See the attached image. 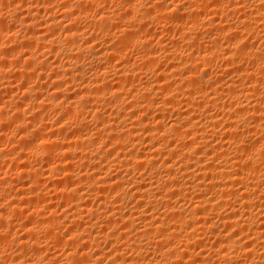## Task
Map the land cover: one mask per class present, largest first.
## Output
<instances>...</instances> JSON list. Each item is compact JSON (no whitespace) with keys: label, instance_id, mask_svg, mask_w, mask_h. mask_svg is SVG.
I'll list each match as a JSON object with an SVG mask.
<instances>
[{"label":"bare ground","instance_id":"obj_1","mask_svg":"<svg viewBox=\"0 0 264 264\" xmlns=\"http://www.w3.org/2000/svg\"><path fill=\"white\" fill-rule=\"evenodd\" d=\"M61 1L60 14L54 12L53 15L49 14V18H44L45 20L40 22L38 19L44 12L52 13L50 8L52 0H30V3L27 0H8L12 6L13 4L19 5L27 17L25 16V19L15 17L14 20H11V22H18L24 31L19 44H17V39L16 45L13 44L14 49L11 50L10 45H8L14 41V38L11 40L13 36L8 34L3 39L5 41L0 40V72L3 71L2 69H6V64L10 63L14 54L16 55L14 52L18 47L22 49L19 54L24 60L25 67L17 70V73L19 78L25 82L33 78L35 58L38 59V56L34 58V49L31 51L32 47L46 48L48 50L46 52L52 54L54 52L61 53V56L67 58H65L67 65H56L53 62L54 64H40L42 66H39L42 69L48 68L55 72L56 80L54 79V82L56 81L58 84L55 85V93L53 91V95L49 97L46 94L47 98L42 99V97V100L38 101L39 95L36 94L38 97L32 99L29 94L32 89L28 88L29 86H23L25 84L21 83L23 87H26L25 90H22L25 95H22L26 96L27 100H33V105L41 108L40 110L51 109V112L55 110L54 112H61L60 114H63L64 117L68 116V119L70 114L72 116L74 114L78 116L79 114L81 116L89 114L93 124L100 126L95 134L92 132V134H84L78 131L84 126L81 123L72 125V121L68 120L67 123L63 121L58 126L60 128L58 136L52 137L53 135H48L45 131L44 134L47 135L45 136L47 138L30 136L32 139L29 138L30 140L28 139L27 142L19 143L21 144L19 147L23 149L22 152H27L26 155L40 152L43 156L47 154L49 157V152H51L50 156L55 152L54 154L60 158V163L56 164L57 168L53 171L50 170L51 166L49 171L47 169H35L32 172V170L22 168L18 174L22 178L24 175H29L35 182L40 181L39 178L52 183L56 182L53 185L61 193L59 195V197L61 196V203L58 205L62 207L65 205L66 207V204H69L70 210L74 209L75 213L72 215L63 212L65 214L63 216H70V222L76 221H72L71 223L74 224L71 226L69 223L70 228L67 230V235L69 234L71 237H68L74 240L81 238L82 245L80 250L77 247L78 250L75 249L74 252L67 254L66 260L70 264H99L101 259L109 260L108 264H264V45L256 47L251 42L256 39L260 40L259 37L264 39V0H183V2L172 0V3L167 4H160L158 0L157 2L150 0L147 2L148 5L143 0H126L125 6L123 5L125 9H122V12L111 9L107 12L100 11L101 13L92 14V16H88V12L92 9L91 7L98 5L99 0H73L72 2L66 0L68 2L65 3ZM176 1L178 2L176 3ZM0 2H5V0H0ZM1 3L0 5H3ZM3 6L9 7L10 5ZM12 6H10L11 9ZM6 7L3 9H7ZM209 10L212 11V14L220 15V20H216V18L211 20L208 16L205 21L206 11ZM19 13L21 15V12ZM235 15L239 16L235 25L229 24L227 26V22L225 25L222 24L224 16L226 20V18H233ZM13 17L11 16L12 19ZM81 19L89 22L88 27H92V25L97 27L101 31H98L99 34L106 33L107 36L112 37L114 43L103 50H95V45L94 47L93 45L89 46V38L87 37H95L92 34L97 28H93L92 33L85 32L83 28L85 29L87 22L81 21L84 22L81 24H85L83 27L79 22ZM208 20L210 21L204 24V21L207 22ZM64 22H68V24L64 25ZM152 22L169 23L167 26H171L180 32L181 36L178 37L180 43L177 42V45L175 41L174 44L173 38L170 37L172 39L170 41L173 43L171 48L168 45V48L159 46V43L157 47L162 48L153 49V44L150 45V48L144 47L150 38H145L149 31L147 33L142 32V30L144 31V24H151ZM36 23L41 25H36ZM78 24L83 27V31ZM0 25V35L2 36L1 33L5 32L3 27L6 24ZM201 28L202 31L200 32ZM42 29L45 30L46 35L41 33ZM83 32L90 35L87 36ZM60 35L63 36L62 40H60L61 37L60 39L57 38ZM109 37L103 38L105 40L107 38L109 41ZM109 42L111 43V39ZM133 44L143 45L140 48L144 49H140L142 53L139 54V60L137 59L140 62V67L132 62L135 68L138 67L136 68L138 73H136L135 68L130 69L129 66L131 65L125 66L123 64L124 66L120 65L121 67L118 65L120 68H115L117 65L114 67L113 65L97 66L96 68L87 67L88 74L84 76L86 74L84 73L85 68L79 64L83 55H88L91 61L93 60L97 64L110 63L106 60L113 61L114 58H122L123 50ZM180 44L186 49L184 51H189L187 55L183 56L178 53L181 50L178 48H182L178 47ZM7 47L9 48L7 49ZM9 49L12 52H9ZM140 50L138 51L140 52ZM217 58L225 61V70L220 73L218 71L219 74L222 73L219 76L216 73L215 77L212 75L214 78L209 76L208 78V73L200 71V68L212 64L214 59L218 60ZM13 59L15 58L13 57ZM158 62L163 64L165 62L163 66L165 69L162 67L163 69L159 70L160 73L158 77H154L155 80L149 78L147 80L151 79L152 81L146 83L143 81L144 84L139 83L140 85L134 84L140 72L145 73L144 75L150 73V68ZM11 63L18 65L15 62ZM36 70L38 69L36 68ZM110 72L113 73L110 74ZM110 75L114 77V80H117V83L112 82L115 85L108 83L110 78L113 80ZM140 75L143 76L141 73ZM85 77L89 78L86 79ZM17 80L19 81V79ZM64 81L69 84H77V86L84 85L86 89H90L86 92L87 90H83L85 88L81 86L79 88H82L81 92L87 94L78 91L82 95L79 94L80 96L77 95L72 99L74 93L72 92L71 97H69L71 92L61 87L65 85L63 84ZM1 84L0 86L4 87L5 84ZM6 84L10 85L11 83ZM88 86L90 87L87 88ZM67 92H69V96L66 94ZM60 96H64L63 101H57ZM155 96L161 100L155 99ZM127 98L130 101H127ZM30 101L28 102L30 103ZM19 105L18 107L21 106ZM103 105L113 107L112 112L109 113L114 115L111 116L112 119L107 117L110 116L108 113L102 115L99 112L101 110L97 111V107H103ZM2 107H0V114L5 112ZM126 107L130 108V111L134 110L138 113V118H134L133 115L135 114L127 116L128 118L130 116V119L134 118L129 120L127 125V122L125 123V120L128 121L126 119L127 114L121 113V110L127 109ZM18 110L17 108L16 111ZM28 110L27 108L26 111ZM39 112L41 113V111ZM168 114H173L175 118L167 124L164 122V118ZM21 115L20 113V117L15 118L16 124H14L23 131L25 126L29 128L31 122L29 120L30 124L27 125V121L24 125L26 116L23 118ZM33 116H35L34 112ZM60 116L62 117V115ZM1 117L0 115L2 122L5 117L2 119ZM37 117L34 118L37 119ZM65 119L67 120L66 117ZM68 123L79 132L74 137V134H69V136L71 135L69 139L68 136L64 137L66 135L64 131L68 130ZM6 125L9 126L7 122ZM20 126L23 127L20 128ZM50 126L52 128L51 123ZM72 127L69 128L72 129ZM35 132L38 133V130ZM0 134H2L0 137L4 139V133ZM30 134H32V130ZM103 145H106L107 148L110 145L112 149L117 147L121 154L119 153V156H116V159L107 165H103V163V167L101 166L100 169L101 160L105 158V156L102 157L103 159L101 158ZM106 151L105 153H107ZM4 154L6 155V152ZM13 159L15 158L9 161L6 159L7 164L13 162ZM17 160L19 159L16 158L15 161ZM111 162L112 164H110ZM75 163L78 164V169L79 166L84 169V172L80 173L79 176L71 170L76 166H72ZM90 167L96 168V170L99 167L97 170L99 173L92 175L91 172L89 175L87 169ZM110 169L120 170V173L115 176L108 175ZM121 169L124 170L123 173H121ZM134 171L138 173L137 176L139 177L135 178ZM58 172H63L69 182L58 180V183L56 175L59 176V174H55ZM131 172L135 175L130 176ZM74 174L77 175L76 180L79 186H76L77 183L74 186V182L70 181L72 180L71 177L75 180ZM6 191L4 190L2 193ZM110 196H113L111 200L109 199ZM14 198H17V195ZM86 198L87 201L92 198L96 205L94 203L95 206H92L93 204L88 206L89 201L87 204L85 201L83 203L82 200H86ZM38 201L35 203L25 202L22 196L17 201L11 202L10 214L12 212H14L12 215L22 214L30 205L39 204ZM186 203L188 204L187 207L185 206ZM25 204L30 205L23 207ZM8 207L6 208L8 209ZM34 211L36 212V210ZM95 215L98 217V219L95 218L97 221L94 219L96 222L102 217L105 219H103L104 227L100 228L102 225L93 221ZM55 218L57 216L52 217V220L46 219V223L42 220V224L38 227L33 226L38 224H34L35 221L33 223L28 222L23 226L29 238L20 240L18 243L22 254L29 251L33 255L40 254L42 250H45V245L41 244L43 240L39 242L37 238H31L35 233L36 237L37 234L41 233L44 234L42 236L49 237L52 245L61 243L58 238L62 241V236L57 237L56 234L59 233H55L56 230L52 229L53 227L59 229L57 225H61L56 223L59 222L58 219L60 218ZM139 222L143 224H141L142 228L139 227L140 225L138 226ZM7 223L6 213H0V228ZM97 224L101 226L97 227ZM37 230L42 232L38 231L37 233ZM24 236L26 235H23V238ZM1 237L3 238V235ZM5 237L8 235L5 234ZM211 238H214L215 244L213 243L214 245L209 247L207 244H211L209 241ZM101 241L111 247L110 251L103 250L104 247L101 249V244H103H100ZM74 242L76 243L77 240ZM49 243L46 244L49 245ZM75 243H72L73 246ZM57 246L59 245L57 244ZM92 247L95 248L94 252H87L86 249ZM23 249L29 250L23 252ZM206 250L208 251L206 252ZM123 251L129 252L130 257L127 256L128 258L125 259L123 254L121 255ZM29 253L28 255L31 257L32 255L30 256ZM75 254L80 256L79 259H74ZM112 254L115 255L112 256L113 258H111ZM29 257H23L24 259L21 258L22 262H17L18 257L13 259L10 264H37L39 262L42 264L43 259L40 261L41 257L33 256L39 262L32 257L35 262L37 261L36 263ZM56 262L55 264H57Z\"/></svg>","mask_w":264,"mask_h":264},{"label":"rangeland","instance_id":"obj_2","mask_svg":"<svg viewBox=\"0 0 264 264\" xmlns=\"http://www.w3.org/2000/svg\"><path fill=\"white\" fill-rule=\"evenodd\" d=\"M30 1V0H29ZM28 0H27V2H29ZM60 1L61 0H52V2L50 3L51 4V6H50V8L52 9V13H47V12H44L42 15H41V17H40V19H38L40 22L41 21H44L45 19H47V18H49L50 17V15H53V13L55 12V13H58V14H60V8H59V6L61 7V4L62 3H60ZM69 1H73V0H69ZM126 0H99L97 3H98V5L96 4V5H94L93 7H91L92 9H90V11L88 12V16H92V14H99V12L101 11V12H107L108 10L110 11L111 9L113 10L114 9V11H116L117 10V12L118 11H120V12H122L121 10L122 9H125V2ZM148 1H150V0H143V2H146V4L148 5L149 3H147ZM152 1H155V2H157V0H152ZM165 1V2H164ZM180 1H182L183 2V0H180ZM8 0H5V2H2L3 3V5H7V6H12V4H9L10 2H8ZM61 2H63V3H65V2H68V1H66V0H62ZM158 2L161 4V3H163V4H167V3H172L173 1L172 0H158ZM178 1H176V3H177ZM1 3V2H0ZM1 3V4H2ZM5 3V4H4ZM30 3V2H29ZM123 3V4H122ZM180 3V2H179ZM9 4V5H8ZM102 4V5H101ZM120 4V5H119ZM157 4V3H156ZM3 5H0V24H3V25H5L3 28H4V30H5V32H2L1 34H2V36H4V37H2L1 35H0V37H2V38H0V40L1 41H5V40H3V39H5V36L7 37V35L9 34L10 36H13V37H11V40H12V38H14V41H11V43H8V45H10L9 47H11L10 49L12 50V48L13 47H15V46H13V44H15L16 45V39H17V44H19V40L21 39L20 37H22V35H23V33H24V31H22V28L20 27V25H19V23L18 22H11V20H14L15 19V17H18V18H20V19H25L26 17H27V15L21 10L22 8H20V6L19 5H17V4H13V6L15 5L16 7H18L17 9H16V7L14 6H12V9H11V7L9 6V7H6L7 9H3V8H5ZM52 5H53V7H52ZM124 5V6H123ZM1 6H3L2 8H1ZM123 6V7H122ZM101 7V8H100ZM105 7V8H104ZM59 8V9H58ZM3 9V10H2ZM54 9H56V10H54ZM13 10V11H12ZM15 10H20L19 12H21V15H20V13L18 12V11H15ZM57 11V12H56ZM93 11H95L94 13H93ZM124 11V10H123ZM210 11V10H209ZM206 11V15H205V21L207 20L206 18L209 16L210 17V19L212 20V19H214V18H216V20H220L219 18H221V16L220 15H215V14H212V11ZM100 12V13H101ZM116 12V13H117ZM4 13V14H3ZM7 13H9V14H7ZM18 13H19V15H18ZM46 13V14H45ZM2 14V15H1ZM14 14V15H13ZM50 14V15H49ZM210 14V15H209ZM6 15V16H5ZM49 15V16H48ZM54 15H56V14H54ZM11 16L13 17V19L11 18ZM26 16V17H25ZM174 16H175V14H174ZM213 16V18H211ZM215 16V17H214ZM217 16V17H216ZM220 16V17H219ZM237 17H239V16H237V15H235L233 18H226V20H225V16H224V22L222 21V24H226V22H227V26H229V24H231V25H235L236 24V22H237ZM2 18V19H1ZM3 18H5V20H3ZM8 18V19H7ZM28 18H30V17H28ZM42 18V19H41ZM45 18V19H44ZM223 18V17H222ZM202 19V18H201ZM8 23H7V22ZM81 21H86L87 22V20H80L79 22H80V24L81 23H84V22H81ZM116 21V20H115ZM204 21V24L206 23H208L210 20H208L207 22H205ZM9 22H10V24H9ZM38 22V21H37ZM39 22V23H40ZM85 22V23H86ZM218 22V21H217ZM233 22V23H232ZM39 23H36V25L37 24H39ZM89 22H87L86 23V26H85V29L83 28L84 27V25L85 24H78V25H80L79 26V28L81 29V31H83V30H85V32H87V33H89V32H93V28H97V27H94L93 25H92V27L90 26V27H88L90 24H88ZM144 23H146V22H144ZM158 23V24H157ZM65 24H68V22H64V25ZM150 23H147V24H144L145 26H144V31L142 30V32H147L148 33V31H149V34L147 35L146 34V36H145V38L146 39H148V38H150L149 39V42L144 46V47H147V48H150V45L151 44H153L152 46H153V49H159V48H162V47H167V45H168V47H170L171 48V46H173L172 44L176 41V44L178 45V43H180L179 42V36H181L180 35V32L177 30L176 31V29H174L173 27H171V26H167V25H169V23H159V22H152L150 25H149ZM9 25H10V27H9ZM18 25V26H17ZM39 25H41V24H39ZM1 26V25H0ZM147 26H148V28H147ZM205 26V25H204ZM88 27V28H87ZM169 27V28H168ZM82 28H83V30H82ZM147 28V29H146ZM158 28V29H157ZM205 28H206V26H205ZM7 29V30H6ZM14 29V30H13ZM94 29V30H95ZM146 29V30H145ZM149 29V30H148ZM152 29V30H151ZM199 29V28H198ZM166 30V31H165ZM172 30V31H171ZM203 30H204V27H203ZM22 31V32H21ZM42 31H43V29H42ZM41 31V33L43 34L44 32H45V30L42 32ZM101 32L100 30H98V28H97V30L96 31H94L93 33L94 34H92V36L94 35L95 37H90L89 35L90 34H88L87 35V33H84V34H86L87 36H89V37H87V38H89L88 39V41H89V43L90 44H88L89 46H91V45H93V47H94V45H95V50H103L104 48H106V47H108L109 45L111 46L114 42L112 41L113 39H112V37H109V35L107 36L106 35V33H104L105 34V36L108 38H110L111 39V43L109 42L110 41V39H108L109 41H107V38H106V40H105V38H103V37H105V36H103L104 34L103 33H101V34H99V32ZM157 31V32H156ZM174 31V32H173ZM197 31V30H196ZM202 31V28L200 29V32ZM91 32V33H92ZM98 32V33H97ZM152 32V33H151ZM167 32V33H166ZM198 32V31H197ZM41 33H40V35H41ZM97 33V34H96ZM263 33H264V31H263ZM6 34V35H5ZM16 35V37H14ZM43 35H46L45 33L43 34ZM57 35H59V34H57ZM56 35V36H57ZM154 37H153V36ZM157 37H156V36ZM261 35H262V33H261ZM98 36V37H97ZM60 37H61V39H60ZM97 37V38H96ZM173 38V40L171 39V38ZM179 37V38H178ZM58 39H60V40H62L63 39V36L62 35H60L59 37H57ZM160 40H159V39ZM91 39V40H90ZM97 39V40H96ZM259 39L260 40H253V41H251L252 43H254L255 44V46L256 47H258V46H263L264 45V39L263 38H261V37H259ZM263 39V40H262ZM170 40H172L173 41V43H171V41ZM178 40V41H177ZM8 42H10V41H8ZM109 44H108V43ZM178 42V43H177ZM92 43V44H91ZM94 43V44H93ZM159 43V46H161L162 45V47H157V44ZM164 44V45H163ZM170 44V45H169ZM175 44V43H174ZM183 44V43H182ZM180 44L178 47H182V48H178L180 51H178V53H180V54H182L183 56H185V55H187L188 53H189V51L187 52V51H184V50H186V49H184L183 48V45H185V44ZM136 45H138V44H133L132 46H130V47H126L124 50H123V57L122 58H114L113 59V61L112 60H106V61H110V63L109 62H102V63H96V62H93V60L91 61V59H90V57L88 56V55H86L85 54V56L83 55L82 56V58H80V62H79V64L80 65H83L82 67L83 68H85V71H84V73H86L84 76H87V74H88V70L86 69L87 67L88 68H93V67H97V66H101V67H103V66H105V65H108V66H112L113 65V67H114V65H117V67L115 66V68H118L120 65H125V66H129V65H131V66H129L130 67V69H134L135 68V65H138L139 67H140V62H138L137 61V59L139 58V54H141L142 52H141V50L143 49V48H140L141 46L143 47V45H141V46H137V47H135ZM156 45V46H155ZM13 46V47H12ZM99 46V47H98ZM109 46V47H110ZM151 46V47H152ZM155 46V47H154ZM9 47H7V49L9 48ZM37 47H39V48H36V46L35 47H32V49H31V51L33 50V56H34V58L36 57V56H38V59H37V57L35 58V62H34V66H33V68L35 69L34 71H35V73H34V75H33V78H30V80H28L29 81V83H27L28 81H26L25 82V80H23V79H21V78H19V74L17 73L18 71L17 70H19V69H21V68H23V67H25V63H23L24 62V60L20 57V54H19V52L20 51H22V49H20L19 47L17 48V49H15V51L16 52H14V53H16V55L14 54L13 55V57L16 59H13V57H11L12 58V60L10 61V63H7L6 64V69H2L3 71H1L0 73H1V76H2V78H1V76H0V78H1V80H0V83H2V84H5L4 85V87H7V88H4V87H2V86H0V90H2V91H0V107H2L3 105V109H5L4 111L5 112H1V119L2 118H4V119H2V122H1V120H0V133H4L3 134V136H4V139H5V141H4V139H3V137H0V140H1V142H0V153H2V155L0 156V158H3V159H0V196H3V197H0V205H2V206H0V213H6V216H7V219H8V223L7 224H5L2 228H0V263H2V264H7V262H8V264H10V262L12 263V261H13V259H16V258H18L19 257V259H17V262H22L23 260L22 259H24L25 257L26 258H28L29 257V255H28V253L30 252H27L26 254L24 253V254H22V252H20V250H19V248L20 247H18L19 246V242H20V240H25V239H27V238H29V235L25 232V230H24V225L25 224H27L28 222H34V224L35 223H38V224H36V225H33V226H35V227H38V225H41L42 224V222L43 221H45V223L47 222L46 221V219L47 220H49V219H51L52 217L54 218V216L56 217L57 216V218H55V219H58V218H60V219H58L59 220V222L57 221L56 223H58V224H61V225H57V226H59V229H58V227H53L52 229H55L56 231H55V233H59V234H56V235H58L57 237H61L62 236V241H63V243H62V241H61V239L60 238H58V241H60L61 243H56L55 245H52L51 243V239H49V237L47 238L46 236H42V235H44L43 233H41V234H37V237H36V233L34 234V236H32L31 238H33L34 237V239H36L37 238V240H39V242H41L40 240H43L42 242H41V244L42 245H45V247L47 248V250H46V248H44L45 250H42L41 251V253L40 254H32V252L31 253H29L30 254V256L31 257H29L30 259L33 257V256H35V257H38V258H40V261H41V259H43V261H42V264H44V262H45V264H55V262L56 261H59L57 264H70V262H68L67 260H66V255L67 254H69L70 252H74V250L76 249V250H78V248H79V250H80V247H81V245H82V243H81V238H76L75 240L73 239V238H70L71 236L68 234L67 235V230L70 228L68 225H69V223H71L72 221L73 222H76V221H74V220H72L71 218V222H70V220H69V217L70 216H63V215H65V214H63V212H67L68 214H70V215H72L73 213H75V211H73L74 209H72V210H70V205L69 204H66L67 206H68V208H67V206L65 207V205H63V207L61 206V205H58L59 203H61V196L59 197V195H61V193H60V190L59 189H55V187H54V183H56V182H49L48 180H46V179H38V180H40V181H38V182H35L33 179H32V177L31 176H23V178H22V176L20 175V174H18L19 172H20V170H22V168L24 169V168H26V170H32V172L35 170V169H38V170H45V169H47L48 171H49V167H50V170H55L56 168H57V166H56V164L58 165L60 162H59V159L60 158H58L59 156H56V154H54V153H52L53 155H51L50 156V153L51 152H49L48 153V155H49V157H47V154L46 155H42V153H38V154H30V155H26L27 154V152L26 151H23L22 152V150L23 149H21L20 147V145L21 144H19V143H25L24 141H26L27 142V140L29 139V138H31L32 136L34 137V136H47L46 134H44V133H46L47 132V134L48 135H53L52 137H54V136H58L59 135V129L60 128H58V126H60V123H62L63 121H64V123L66 122L67 123V121L69 120L71 123H72V125H74V123L76 124V123H81L82 125H84L83 126V128L82 129H78V131L79 132H83L84 134H92V133H94L95 134V132H96V130H97V128H99L98 126H95V124H93V121H92V118H91V116L89 117L87 114H83L82 116L79 114V116L78 115H76V114H74L73 116L70 114L69 115V119H68V116H65L66 118H67V120L65 119V117L63 116V114H60L61 112H59V113H56V112H54L53 110H52V112H51V109H46L45 111H44V109L43 110H40L39 108H37L36 106H34L33 105V100L32 101H30V100H27V97L26 96H24L25 94L23 93L24 91H22V90H25V88L26 87H23V86H29L28 88H30V89H32V92L30 91V96H31V98L32 99H34L37 95H39V99H38V101H40V100H42V99H45V97L47 98V95L46 94H48V97L49 96H52L53 95V91H54V93H55V90H56V88H55V85L57 86L58 84H56V81L54 82V79L56 80V78H55V72L52 70V69H42L41 67H39V66H42V65H40V64H54L53 62H55V64L56 65H60V64H62L61 66H63V64L64 65H67V58L66 57H63V56H61L60 54H59V52H58V54L56 53V52H54L53 54L52 53H49V52H46V51H48L46 48H43V47H41L40 48V46H37ZM98 47V48H97ZM134 47V48H133ZM167 47V48H168ZM9 49V52L11 51ZM14 49V48H13ZM133 49V50H132ZM141 49V50H140ZM152 49V48H151ZM138 50H140V52L138 51ZM144 50V49H143ZM12 52V51H11ZM17 52H18V56H17ZM61 52V51H60ZM138 52V53H137ZM35 53V54H34ZM48 53V54H47ZM137 53V54H136ZM186 53V54H185ZM57 54V55H56ZM45 55V56H44ZM54 57H53V56ZM56 55V56H55ZM64 55V54H63ZM126 55H127V57H126ZM46 56H47V58H46ZM52 56V57H51ZM65 56V55H64ZM18 57V58H17ZM49 57V58H48ZM56 57V58H55ZM79 57H81V56H79ZM126 59H125V58ZM40 58V59H39ZM53 58V59H52ZM66 58V59H65ZM87 58V59H86ZM18 59V60H17ZM83 59V60H82ZM120 59V60H119ZM218 59V58H217ZM55 60V61H54ZM87 60H90V61H87ZM130 60V61H129ZM139 60V59H138ZM16 61H18V62H16ZM20 61V62H19ZM36 61H38V62H36ZM41 61V62H40ZM51 61V62H50ZM57 61V62H56ZM66 61V62H65ZM160 61V60H159ZM11 62H15V63H18V65L16 66V64H13V63H11ZM132 62L135 64H132ZM163 62V61H162ZM160 63V62H158V63H154L153 64V66L150 68L151 69V71H150V73H148V74H146V75H144L145 73H142V72H140L143 76H141L140 75V73L138 74V76H137V78H139V79H137L136 78V81H135V85H137V84H142L143 83V81H144V83H146L147 81H152V80H155V78L156 77H158V75H159V70L160 69H165V67H163L164 65H165V62H164V64L163 63ZM57 63H59V64H57ZM83 63H85V64H83ZM114 63V64H113ZM92 64H95V65H92ZM97 64V65H96ZM103 64V65H102ZM23 65V66H22ZM119 65V66H118ZM123 65V66H124ZM21 66V67H20ZM90 66H92V67H90ZM158 66V67H157ZM224 66H226V64H225V61L223 60V59H221V58H219L218 60H216V59H214L213 60V62H212V64H209L208 66L206 65V66H201V68H200V71H203V72H207L208 73V75H207V77L209 76L210 78H214L215 77V75H217L216 73H218V71H219V73L220 72H223L224 70H225V67ZM121 67V66H120ZM119 67V68H120ZM128 67V68H129ZM157 67V68H156ZM163 67V68H162ZM208 67V68H207ZM36 68L38 69V70H36ZM136 68H138L137 66H136ZM136 68H135V70H136ZM227 68V67H226ZM6 70H7V72H6ZM16 72H15V71ZM52 70V71H51ZM211 70V71H210ZM4 71H5V73H4ZM10 71V72H9ZM138 70H136V73H138L137 72ZM162 71V70H161ZM12 72V73H11ZM14 72L16 73V75L14 74ZM44 72V73H43ZM212 72H213V74H212ZM46 73V74H45ZM54 73V74H53ZM111 73H113V72H110V74ZM210 73V74H209ZM218 73V75L217 76H219V75H221V74H219ZM6 74V75H5ZM15 75V76H13V75ZM49 74H51V75H49ZM39 75V76H38ZM54 75V76H53ZM214 77H213V76ZM89 76H90V72H89ZM110 76H112V75H110ZM151 76V77H150ZM10 77V78H9ZM14 77V78H13ZM43 77V78H42ZM50 77V78H49ZM113 77V76H112ZM140 77L143 79H141L140 80ZM155 77V78H154ZM208 77V78H209ZM6 78V79H5ZM16 78V79H15ZM38 78V79H37ZM46 78V79H45ZM86 79H88L89 77H85ZM110 78V77H109ZM146 78V79H145ZM149 78H151L150 80H147V79H149ZM13 79H14V81H13ZM17 79H19V81L17 80ZM21 79V80H20ZM5 80H8V81H5ZM58 80V79H57ZM138 80V81H137ZM4 81V82H3ZM13 81V82H12ZM113 81H115V83H117L116 81L117 80H114V77H113V80H112V78H110V82L108 81V83H112ZM139 81H141V82H139ZM11 83L10 85H8V84H6V83ZM31 82V83H30ZM20 83V84H19ZM21 83H23V84H25V85H23V84H21ZM27 83V84H26ZM50 83V84H49ZM58 83V82H57ZM115 83L113 84V85H115ZM143 83V84H144ZM1 84V85H2ZM14 84V85H13ZM62 84V83H61ZM63 84H65L64 86H61L62 88H65L67 91L69 90V92H71L70 93V96H69V92H67L66 94H68V96L69 97H71V94H72V92L74 93L73 95H72V99H74L75 97H77V95L78 96H80V95H82V94H84L85 92H81V89H79L81 86H83V88H85V89H83V90H87L86 92H88V90L90 89L89 87L90 86H88L87 88H89V89H86V87L84 86V85H81V86H77V84H73V83H67V82H63ZM62 84V85H63ZM139 84V85H140ZM13 85V86H12ZM23 85V86H22ZM36 85V86H35ZM71 86V88H70V86ZM86 86H87V84H85ZM18 86H21V87H23V88H21V87H18ZM51 86H52V88H51ZM66 86V87H65ZM74 86V87H73ZM37 88V89H36ZM17 89H19V90H17ZM53 89V90H52ZM64 89V90H65ZM44 90V91H43ZM47 90V91H46ZM4 91H6V92H4ZM51 91V92H50ZM80 93H82V94H80ZM40 92H42L43 94L41 95V93ZM50 92V93H49ZM78 93V94H77ZM22 94H24V95H22ZM37 94V95H36ZM80 94V95H79ZM85 94H87V93H85ZM41 95V96H40ZM22 96H23V98H25V99H23L22 98ZM108 96V95H107ZM43 97V98H42ZM61 97V96H60ZM59 97V98H60ZM140 97V96H139ZM138 97V98H139ZM17 98H19V99H17ZM42 98V99H41ZM57 99V101H63V98H64V96H62L60 99ZM7 99V100H6ZM155 99H157V100H161V98H157L156 96H155ZM20 100H23V101H21L20 102ZM27 100V101H26ZM28 101H30V103L28 102ZM127 101H130V99L129 98H127ZM15 104H14V103ZM26 102V103H25ZM28 102V103H27ZM21 106H20V105ZM22 104H23V106H22ZM28 104V105H27ZM29 104H30V106H31V108H30V106H29ZM2 105V106H1ZM11 107H10V106ZM18 105L20 106V107H18ZM29 106V107H27V106ZM14 106V107H13ZM182 107H184V106H182ZM17 108L19 109L18 111H16L17 110ZM27 108L29 109L28 111H26L27 110ZM98 108H101V109H98ZM127 108V107H126ZM2 109V110H3ZM25 109V110H24ZM112 109H113V107L111 106V105H103V107L102 106H100V107H97V111H99V110H101V111H99L100 112V114H106L107 115V113H108V115H110L109 113L110 112H112ZM121 109H123V108H121ZM184 109V108H183ZM1 110V111H2ZM12 110V111H11ZM41 111V113L39 112V111ZM131 109L130 108H127V109H124V110H121L122 112L121 113H126L127 115H126V117L128 116V115H133V114H135V115H133L134 116V118H138L137 116H138V113L137 112H135L134 110L133 111H130ZM9 111V112H8ZM14 111V112H13ZM47 111V112H46ZM51 113H50V112ZM127 111V112H126ZM214 111V110H213ZM11 112H13V113H11ZM18 112V113H17ZM33 112H34V115L35 116H33ZM38 112V113H37ZM45 112V113H44ZM128 112H130V113H128ZM4 113V114H3ZM20 113L22 114L21 115V117H23V118H25L24 116H26V121L24 120V122H25V124L24 125H26V122H27V125H29L30 124V122H31V124L28 126L29 128H27L26 126L24 127V130L22 131V129H20L19 130V126L18 125H15L16 123H15V118H17L19 115H20ZM36 113V114H35ZM54 115H53V114ZM11 114V115H10ZM17 114V115H16ZM52 114V115H51ZM14 115H15V117H14ZM38 117H37V116ZM47 115V116H46ZM60 115H62V117L60 116ZM170 115V116H169ZM11 116V117H10ZM14 118H13V117ZM29 116V117H28ZM87 116V117H86ZM111 116H114V115H110V116H107V117H109L110 119H112L113 117H111ZM20 117V116H19ZM34 117H37V119L36 118H34ZM47 117V118H46ZM49 117V118H48ZM51 117V118H50ZM70 117H71V119H70ZM30 118V119H29ZM32 118V119H31ZM61 118V119H60ZM72 118H75V119H73L72 120ZM91 118V119H90ZM133 117H132V119H130V116H129V118L127 117L126 119L128 120V121H126L125 119V123H126V125L131 121V120H133L134 119ZM166 118V119H165ZM165 118H164V122L165 123H170L172 120H174V115L173 114H168V115H166L165 116ZM6 119V120H5ZM11 121H9V120ZM57 119H58V121H57ZM85 119V120H84ZM5 120V121H4ZM29 120H30V122H29ZM31 120H33V121H31ZM38 120V121H37ZM48 120H50V121H48ZM74 120H75V122H74ZM130 120V121H129ZM10 122V124H9V122ZM40 121V122H39ZM42 121V122H41ZM45 121V122H44ZM53 121V122H52ZM79 121V122H78ZM86 121V122H85ZM88 121V122H87ZM6 122L8 123V125L9 126H7L6 125ZM55 122V123H54ZM15 123V124H14ZM37 123V124H36ZM44 125H43V124ZM47 123H49V124H47ZM50 123H51V125H52V128H50L51 126H50ZM57 123V124H56ZM70 123H68V125H69ZM94 126H93V125ZM43 126V128H42V126ZM72 125H69L68 126V130L66 129L65 131H64V134H66V135H64V137L66 138L67 136H68V139L71 137V135H73V137L74 136H76V133H79L74 127H72ZM125 125V126H126ZM14 128H13V127ZM18 126V127H17ZM47 126V127H46ZM122 126H123V124H122ZM3 127H5V128H3ZM6 127H8V128H6ZM23 126H20V128H22ZM46 127V128H45ZM72 127V129H70V128ZM12 128V129H11ZM18 128V129H17ZM25 128H27L26 130H25ZM56 128V129H55ZM74 128V129H73ZM14 129H15V131H14ZM36 129V130H35ZM43 129V130H42ZM2 130H5V131H2ZM13 132H12V131ZM28 130H30V131H28ZM31 130H32V134H30V132H31ZM38 130V133H36L35 131H37ZM90 130V131H89ZM19 131H20V133H19ZM26 131H27V133H26ZM46 131V132H45ZM55 131V132H54ZM74 131H76L75 133H73ZM6 132V133H5ZM42 134H41V133ZM90 132V133H89ZM92 132V133H91ZM10 133V134H9ZM15 134V136H14V134ZM53 133V134H52ZM55 133V134H54ZM68 133V134H67ZM72 133V134H71ZM82 133V134H83ZM17 134V135H16ZM61 134H63V133H61ZM69 134H71L70 136H69ZM0 135H2V134H0ZM23 135V136H22ZM31 136V137H30ZM6 137V138H5ZM20 137H21V139H20ZM25 139H24V138ZM11 140H10V139ZM18 138V139H17ZM45 138H47V137H45ZM32 139V138H31ZM17 140V141H16ZM20 140V141H19ZM30 140V139H29ZM11 141V142H10ZM8 142V143H7ZM2 144V145H1ZM18 144V145H17ZM19 148H18V147ZM104 146V145H103ZM102 146V147H103ZM52 147H54V146H52ZM113 147V146H112ZM14 148V149H13ZM105 149V151L106 150H108V151H106L107 153H105V151H104V149ZM102 148V150H103V156H101V155H99V156H101V158L103 157L104 158V156H105V158L103 159V160H101V164H100V169L103 167L102 166V164L103 165H107V163H109L110 161H114V159H116V156L118 157L119 155V153L121 152V151H119V148H117V147H113V149L110 147V145L108 146V148H107V146L105 145L104 147ZM111 148V149H110ZM13 149V150H12ZM19 149H21V150H19ZM54 149V148H53ZM52 149V150H53ZM55 149H56V147H55ZM110 150V151H109ZM2 151V152H1ZM8 151H9V154H7L8 153ZM6 152V155L4 154ZM21 152V153H20ZM45 152V151H44ZM108 152H110V153H108ZM13 153H14V155H13ZM26 153V154H25ZM109 154V156H107ZM121 154V153H120ZM9 155V156H8ZM6 156V157H5ZM21 156V157H20ZM29 156V157H28ZM41 156V157H40ZM55 156L57 157V159L55 158ZM11 157V158H10ZM112 157V158H111ZM12 158H17V159H19V160H17V161H15V159H13V162H9L8 164H7V162L10 160V159H12ZM33 158H35V159H33ZM38 158H40V159H38ZM48 159V161H46L47 159ZM110 158V159H109ZM8 161H7V160ZM46 159V160H45ZM53 159H55V160H53ZM3 162H2V161ZM6 160V162H4ZM107 160H109V161H107ZM66 161V160H65ZM107 161V162H106ZM5 163V164H4ZM39 163H41V164H39ZM110 164H112V162L110 163ZM9 165V166H8ZM40 167H39V166ZM44 165V166H43ZM74 165H76V163L75 164H73L72 166H74ZM42 166V167H41ZM55 166V167H54ZM72 166H71V168H72ZM77 166H78V164L76 165V166H74L71 170H73L72 172L73 173H76V174H78V176H79V174L81 173H83L84 172V169H81L80 168V166H79V169L77 168ZM102 166V167H101ZM13 167H14V169H13ZM18 167V168H17ZM112 168H113V166H111ZM12 168V169H11ZM17 168V169H16ZM42 168H44V169H42ZM99 168V167H98ZM97 168V170H99ZM91 169V170H90ZM90 169L88 168L87 170V173L89 174V175H93V174H97V173H99L97 170H96V168L95 169H93L92 167H90ZM124 169V168H123ZM123 169H121V173H123V171L125 170H123ZM79 170V171H78ZM93 170V171H92ZM96 170V171H95ZM117 170V169H116ZM115 169H110L109 171L110 172H108V175H113V176H115V175H117L118 173H120L118 170L116 171ZM15 171V172H14ZM51 171V172H52ZM111 171H113V172H111ZM92 172V173H91ZM95 172V173H94ZM91 173V174H90ZM110 173V174H109ZM132 173V172H131ZM136 175H135V174ZM134 173H132V174H130V176H132L133 174L135 175V178H137V177H139V176H137L138 175V173H136V171H134ZM32 175H33V173H31ZM55 174H59V176L58 175H56V177H57V182H58V180L61 182V181H63V182H66V180H67V182H69V179H67V177H65V174L62 172V173H55ZM16 175H18V176H16ZM63 175H64V177H63ZM75 175V174H74ZM15 177V178H14ZM19 177V178H18ZM75 177V180H73V177H71L72 178V180H70L71 182L73 181L74 183H73V185L75 186L76 185V183H77V185L76 186H79V184H78V182H77V175H75L74 176ZM27 178V179H26ZM35 180H36V178H34ZM62 179V180H61ZM65 179V180H64ZM3 180V182L1 183V181ZM6 180V181H5ZM8 180V181H7ZM18 180V181H17ZM22 180V181H21ZM32 180V181H31ZM28 181V182H27ZM76 181V182H75ZM7 182V183H6ZM11 182V183H10ZM17 182V183H16ZM21 182V183H20ZM26 183V184H25ZM33 183V184H32ZM41 183V184H40ZM52 183V184H51ZM59 183V182H58ZM15 184V185H14ZM5 188H4V187ZM9 186V187H8ZM36 186V187H35ZM3 187V188H2ZM13 187V188H12ZM9 188V189H8ZM18 188V189H17ZM20 188H22L23 190H21ZM128 188V187H127ZM5 190H8V191H6V192H4V193H2L3 191ZM14 190H16V191H14ZM19 190H21V191H19ZM10 192V193H9ZM11 192H13V193H11ZM15 192V193H14ZM20 192H22V193H20ZM17 193V194H16ZM3 194V195H2ZM17 195V198H14V197H16V195ZM22 194V195H21ZM6 195V196H5ZM23 196V198L25 199V202L27 201V202H32V203H35L36 201H38V200H40V201H38V203L39 204H37V205H39V206H35V205H30V207L29 208H26L24 211H23V213L21 214V213H18V215H12V214H14V212H12L11 214H10V212H11V210L9 209L10 208V206H12V203L14 202V201H17V199H19V198H21ZM26 197V198H25ZM31 197V198H30ZM35 197H36V199H38V200H36L35 199ZM38 197V198H37ZM3 198V199H2ZM113 198V196L111 197H109V199L111 200ZM27 199V200H26ZM84 199H85V197H84ZM82 200V202L84 203V201L86 202L85 204H87L88 203V201L90 202V203H88V206L90 205H92V206H95L96 205V202L95 201H93V199L91 198L90 200H88L87 201V198H86V200ZM89 199V198H88ZM5 200V201H4ZM14 200V201H13ZM32 200V201H31ZM36 200V201H35ZM12 202V203H11ZM82 203V204H83ZM94 203H95V205H94ZM10 204V205H9ZM27 204V203H26ZM23 205V207H27V206H29V205ZM8 205H9V207H8ZM34 206V207H33ZM185 206L187 207L188 206V204L186 203L185 204ZM6 207H8V209L6 208ZM36 207V208H35ZM49 208V209H48ZM36 210V212L34 211V210ZM41 209V210H40ZM68 211H67V210ZM1 211H3V212H1ZM34 211V212H33ZM40 211V212H39ZM72 211V212H71ZM8 212V213H7ZM61 213V214H60ZM61 215V216H60ZM98 216H99V214H97ZM97 215H95L94 217H93V221L94 222H96L97 221V219H98V217H96ZM28 216V217H27ZM59 216V217H58ZM22 217V218H21ZM89 217V216H88ZM100 217V216H99ZM42 218V219H41ZM84 218H85V216H84ZM95 218H97V219H95ZM29 219V220H28ZM63 219V220H62ZM96 221H95V220ZM104 218L102 217L101 218V220H99L98 222H99V224H101V225H99V224H97L98 226L97 227H100V228H102V227H104V220H103ZM39 220V221H38ZM43 220V221H42ZM52 220V219H51ZM37 221V222H36ZM69 221V222H68ZM68 222V223H67ZM98 222H96V223H98ZM141 222V221H140ZM139 222V223H140ZM14 223V224H13ZM40 223V224H39ZM64 223V224H63ZM13 224V225H12ZM72 224H74V223H71L70 224V226L72 225ZM138 224V223H137ZM142 223H140V224H138V226L140 227V228H142V225H141ZM54 225H56V224H54ZM2 226V225H1ZM23 227V228H22ZM74 227V226H73ZM6 228V229H5ZM40 228V227H39ZM38 228V229H39ZM62 228V229H61ZM100 228H98V229H100ZM21 229V230H20ZM97 229V230H98ZM38 231H40V230H37L36 232L38 233ZM61 231V232H60ZM65 231H66V233H65ZM40 232H42V231H40ZM6 234V236L8 235V237H5L4 238V235ZM21 234H23V235H26V236H24V238H23V235H21ZM61 234V235H60ZM65 234V235H64ZM3 235V238L1 237ZM66 236V237H65ZM68 236H70V237H68ZM44 237V238H43ZM66 238H67V240H66ZM69 238V239H68ZM12 239V240H11ZM48 239H49V241H48ZM64 239V240H63ZM70 239H72L71 241H70ZM214 238H211L209 241L211 242V244L210 243H208L207 244V246L209 245V247L210 246H213L214 244H215V240H213ZM65 240H66V242H65ZM76 241L77 240V242L75 243L74 241ZM7 241V242H6ZM46 241V242H45ZM208 241V242H209ZM44 242V243H43ZM50 242V243H49ZM243 242H244V240H243ZM2 243V244H1ZM46 243H49V245L48 244H46ZM72 243H75L74 245L75 246H73V244ZM101 243H103V244H101ZM214 243V244H213ZM54 244V243H53ZM57 244L59 245V246H57ZM67 244H70V245H67ZM84 244V243H83ZM100 244L102 245L101 246V249L103 248V250L105 249V250H107V251H110V249H111V247L108 245H106V243L105 242H100ZM74 247V249H73V247ZM80 245V246H79ZM106 245V246H105ZM17 246V247H16ZM52 247V248H51ZM63 247H64V249H63ZM69 247V248H68ZM78 247V248H77ZM208 247V248H209ZM207 248V249H208ZM49 249V250H48ZM95 249V248H94ZM94 249H93V247L92 248H87L86 250H87V252H89L90 251V253H93L94 252ZM26 250H29V249H26ZM25 249H23L22 251L23 252H25L26 251ZM51 250H52V252H51ZM72 250V251H71ZM21 253H19V252ZM44 251V252H43ZM208 250H206V252H207ZM43 252V253H42ZM51 253V254H50ZM10 254V255H9ZM46 254V255H45ZM50 254V255H49ZM123 254V255H122ZM126 254V255H125ZM19 255V256H18ZM77 255V256H76ZM121 255L123 256V257H125V259L126 258H128V257H130L129 255H131L129 252H121ZM125 255V256H124ZM112 256H115L114 254H112L111 255V258H113ZM128 256V257H127ZM24 257V258H23ZM79 257L80 256H78V254H75V257H74V259H76V258H78L79 259ZM22 258V259H21ZM34 258V257H33ZM32 258V259H33ZM34 259H36V260H38L37 258H34ZM33 259V260H34ZM10 260V261H9ZM22 260V261H21ZM45 260V261H44ZM77 260V259H76ZM4 261V262H3ZM6 261V262H5ZM62 261V262H61ZM66 261V262H65ZM109 260H106V259H101V263H99V264H108L109 262H108ZM34 262H35V260H34ZM37 262V261H36ZM35 262V263H36ZM38 262H39V260H38ZM37 264H41L40 262L39 263H37Z\"/></svg>","mask_w":264,"mask_h":264}]
</instances>
